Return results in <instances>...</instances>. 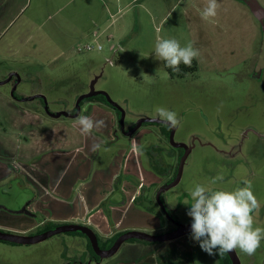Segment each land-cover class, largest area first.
Segmentation results:
<instances>
[{"label":"rangeland","instance_id":"obj_1","mask_svg":"<svg viewBox=\"0 0 264 264\" xmlns=\"http://www.w3.org/2000/svg\"><path fill=\"white\" fill-rule=\"evenodd\" d=\"M137 28L129 35L137 34ZM163 35L153 30L126 43L122 42L126 35L122 38L121 33L120 38L111 42L105 35L100 41V50L75 53L71 62L56 68L44 67L40 73L19 74L23 81L16 93L42 91L49 110L54 113L72 110L78 98L91 90L106 92L118 105L110 104L104 95L97 99L87 98L81 105V114L103 119L106 127L91 133V140L84 149L89 154L84 156L86 161L70 167L67 178L75 177V172L84 165L90 170L97 167L102 176L88 183V195L94 198L102 185L110 188L105 199L98 205L95 203L97 206L85 214L87 221L83 225L101 234L126 220L122 214L133 215L130 221L137 220L140 213L153 214L142 202L157 201L159 190L176 172L182 150L167 137L169 126L166 124L145 122L133 133L129 132L142 119H159L155 112L159 106L178 114L180 124L174 127V142L190 150L180 180L162 195L172 217L178 223H192L187 215L192 202L189 190L197 184L214 190L234 191L244 186V180H249L260 204L253 213V227L264 228V31L261 30L260 35L248 34V42L239 41V37L236 42L231 39L218 41L221 35L213 32L207 33L201 42H193L188 32L179 33L176 40L180 45L191 43L200 55L198 71L176 79L168 73L165 62L155 57L157 37L167 39ZM13 88L11 84L0 85V90L8 95ZM22 104L28 107L24 110L52 119L41 98ZM59 119L70 123L76 120L67 116ZM94 144L100 145L96 151H92ZM10 160L0 158V230L36 234L44 227L38 226L45 222L42 214L54 209L51 210L48 201L37 199L36 193L41 196L45 191L35 188L23 167L15 165L17 171L10 170L9 164L13 165L7 163ZM116 169L118 175L109 186ZM221 174L223 180L213 184L212 179ZM57 176H60L58 172ZM47 186L48 183L43 187ZM73 187L76 189L81 184L76 182ZM48 188L53 190L52 185ZM127 203L126 208H118ZM78 212H86L81 202ZM153 215L162 225L166 224L167 218ZM11 226L28 230L7 229ZM82 241L88 242L80 234L64 232L30 245L0 241V264H69V255L72 257L77 251L85 250ZM128 244L131 243H125L114 256L102 259L103 264L124 259L130 248ZM261 245L260 248L264 247V240ZM194 246L198 264H212L199 242ZM236 250L242 264H246L244 253ZM80 255L78 253L77 257ZM210 256L213 264H221L217 255ZM254 256L260 264L264 261V249H257Z\"/></svg>","mask_w":264,"mask_h":264},{"label":"crops","instance_id":"obj_2","mask_svg":"<svg viewBox=\"0 0 264 264\" xmlns=\"http://www.w3.org/2000/svg\"><path fill=\"white\" fill-rule=\"evenodd\" d=\"M217 2V15L206 20L200 13L208 0H0V80L13 72L40 73L44 67L62 66L71 62L79 52V44L93 43L97 46L105 35L111 42L120 38L121 33L122 38L126 35L122 40L126 43L153 30L163 33L167 39H177L179 33L185 31L190 34L191 41L201 42L207 33L213 32L221 35L218 41L231 39L236 42L239 37V41L248 42V34L260 35V31H264V0ZM135 25L139 27L138 33L129 35L137 27ZM13 79L17 81L16 77ZM37 91L21 95L27 97L43 93ZM10 95L0 90V158L11 159L7 161L14 165L9 164L10 170H14L15 165L23 167L35 188L45 191L41 196L36 193L37 199L48 201L54 210L42 214L45 222L38 226L49 222L83 224L87 221L85 214L110 192L108 186L102 185L94 198L88 195V183L102 176L97 167L90 170L84 165L75 172V177L67 178L70 167L86 161L84 156L89 154L84 149L91 135H82L74 123L24 110L28 107ZM64 162L66 164L63 165ZM117 175L118 169L111 176L109 186ZM76 182L81 187L75 189ZM47 183L52 185V191L49 186L43 187ZM79 202L85 205V213L78 212ZM60 208L62 210H57ZM131 216L130 213L122 214L126 220L116 223L117 226L110 230L101 231L99 236L106 240L130 229L151 231L165 228V224L162 225L153 214L140 213L139 218L133 221H130ZM8 228L18 232L28 230ZM187 235L157 246L149 245L152 242L132 241L128 244V255L111 264H198L196 241ZM261 249L264 247L258 248ZM244 256L246 264H258L254 255ZM208 258L213 264L210 255Z\"/></svg>","mask_w":264,"mask_h":264},{"label":"clouds","instance_id":"obj_3","mask_svg":"<svg viewBox=\"0 0 264 264\" xmlns=\"http://www.w3.org/2000/svg\"><path fill=\"white\" fill-rule=\"evenodd\" d=\"M219 4L217 0H208L207 6L201 11L202 19H209L217 15ZM155 57L165 62V67L174 73H180V65L192 67V62L198 58L199 50L189 43L182 47L176 39L157 37ZM158 118L170 127L180 124L175 111L165 107H157ZM82 135H91L94 130L106 127L103 119H93L88 115H79L74 121ZM100 148L99 144L92 146V151ZM223 180V175L212 179L215 184ZM242 187L234 191L214 190L199 184L189 190L192 202L187 215L192 218L191 238L199 242L200 248L209 255H214V249L219 255L229 253L237 248L248 256L255 255L264 240V228L253 227V213L260 204L252 190L249 180L243 181Z\"/></svg>","mask_w":264,"mask_h":264},{"label":"water","instance_id":"obj_4","mask_svg":"<svg viewBox=\"0 0 264 264\" xmlns=\"http://www.w3.org/2000/svg\"><path fill=\"white\" fill-rule=\"evenodd\" d=\"M13 77H16L17 81L14 84V88L11 92V96L15 100H18L20 102L32 101L36 98L43 99L45 109L47 110L49 116L54 118V119H59L63 116L74 117V118L78 117L81 114V102H82V100L96 96V95H104V96H106V98L108 99V102L110 104H112L113 106H118L110 98V96L106 92L101 91V90H91L88 93H85L78 98L77 106H76V108H77L76 114H71L68 111H61V112L54 113V112H51L49 110L47 97L42 93H38V94H35L32 96H27V97H22V98H18L16 96V94H15L16 89L21 82V77H20L19 73H17V72L11 73L7 79L0 80V85H5V84L9 83L13 79ZM145 122L163 123L160 119H157V118H145V119H142L136 125V127L131 132H129V134L136 131ZM122 123H123V117H122ZM163 124H165V123H163ZM171 128H172V131L170 134V139L173 142V145L177 148H185V154H184L183 158L181 159L179 171H178V174H177V177L175 178V180L172 181L171 183L163 186L157 194V202H158L159 206L161 207V209L166 214V216H168V217H170V216H169V213L167 211V208H166L163 200L161 199V195L163 192L168 190L170 187L177 184L178 181L180 180V177L182 175L184 162H185V160L189 154V151H190L186 145L174 142V127H171ZM63 232L64 233L82 232V233L86 234L90 238L92 245H93L95 251L97 252V254L101 257V259H105V258H109V257L114 256L120 250L122 245L130 239H138V240H144V241H149V242H167V241L175 240V239L180 238L182 236H185L187 234H190L191 233V224L178 223L177 228H175L174 230H171V231L163 232V233H152V232H147L145 230H137V229L127 230V231L123 232L117 238V240L114 242V244L108 249H103L100 246L99 237H98V235L94 229H92L91 227H89L87 225L75 224V223L60 224V225H58L52 229H49L47 231H44L41 233H36V234H30V235L0 230V241H8L11 243L30 245V244H35V243L45 241L48 238H50L54 235H57L59 233H63ZM229 255L233 261V264H242L237 250L230 251Z\"/></svg>","mask_w":264,"mask_h":264},{"label":"flooded vegetation","instance_id":"obj_5","mask_svg":"<svg viewBox=\"0 0 264 264\" xmlns=\"http://www.w3.org/2000/svg\"><path fill=\"white\" fill-rule=\"evenodd\" d=\"M7 79V78H6ZM15 80L14 79H12L9 83H7V84H11L12 86H14V84H15ZM6 85V84H5ZM88 93V92H87ZM15 94H16V96L18 97V98H22L23 96L21 95V94H17L16 92H15ZM96 96H98V95H96ZM93 97H95V96H93ZM91 98V97H90ZM87 99V98H86ZM89 99V98H88ZM85 100V99H84ZM16 102H20V101H18V100H16ZM43 101L41 100V103H42ZM82 102H83V100H82ZM81 102V105L83 104ZM24 103V102H23ZM44 103V102H43ZM30 109H32V108H30ZM45 109V108H44ZM68 112H70L71 114H76V112H77V108L75 107V108H73L72 110H70V111H68ZM77 118V117H76ZM163 124V123H162ZM169 128H170V133H169V135H168V131L166 132V134H167V137L170 139V134H171V131H172V128L169 126ZM181 150H182V152L180 153V155H179V163H178V166H177V168H176V171L177 172H175L174 173V175L171 177V178H169V180L166 182V184L165 185H167V184H169V183H171L172 181H174L175 180V178L177 177V174H178V171H179V165H180V162H181V159L183 158V156H184V154H185V148H180ZM171 172V171H170ZM169 175H170V173L168 174V177H169ZM164 193V192H163ZM163 193H162V195H163ZM162 195H161V199H162ZM163 200V199H162ZM164 202V201H163ZM152 203H153V205L154 206H156V207H158L159 208V210L162 212V216L161 217H163V218H167L166 219V224H167V227H166V224H165V230L164 231H162V232H160V233H163V232H167V231H171V230H174L175 228H177V226H178V222H177V220H175V218L174 217H172V215L170 214V212H169V210L167 209V211H168V213H169V216L170 217H168V216H166V214L164 213V211L161 209V207L159 206V204H158V202L157 201H152ZM47 225V224H46ZM46 225H43L44 227L46 226ZM60 225V224H59ZM43 227V228H44ZM52 229V228H51ZM93 229V228H92ZM41 230V229H40ZM125 232V231H124ZM37 233H41V232H37ZM70 233V232H69ZM82 233V232H81ZM97 233V232H96ZM191 234V233H190ZM97 235H98V237H99V239H101V240H103L100 236H99V234L97 233ZM113 237V236H112ZM86 238V237H85ZM90 239V238H89ZM109 239V238H108ZM107 240V239H106ZM106 240H103V241H106ZM87 241H88V239H87ZM91 241V240H90ZM99 242H100V240H99ZM82 243H83V245H82V248H84L85 250H81L80 252L79 251H77V254L76 255H74V256H72V257H70V255L67 257V260L68 259H71V260H69V264H88V263H90V264H99V263H102V261H104V260H102L101 259V257L97 254V252L95 251V249H94V247H93V249H94V251H95V253L97 254V256L99 257V259L93 254V253H91L90 252V250H89V245H88V242H87V244H86V242H84V241H82ZM92 243V242H91ZM93 246V245H92ZM100 246H101V244H100ZM103 249H108V248H103ZM215 250V249H214ZM216 251V250H215ZM78 253L79 254H81L79 257H77L78 256ZM216 253H217V251H216ZM217 255H218V253H217ZM218 258H219V260H220V263H221V259H220V256L218 255ZM85 262V263H84ZM222 264V263H221Z\"/></svg>","mask_w":264,"mask_h":264},{"label":"trees","instance_id":"obj_6","mask_svg":"<svg viewBox=\"0 0 264 264\" xmlns=\"http://www.w3.org/2000/svg\"><path fill=\"white\" fill-rule=\"evenodd\" d=\"M180 68H181V72L177 74V73L172 72V70L170 68H167L166 67L168 73L170 74V76L173 79H176V78H184L186 75H188L190 73H195V72L198 71V69H199V63H198L197 58H195L193 60L192 67L191 68H187L183 64L180 65ZM102 96L103 95H98V96H95V97H91L89 99H97V98L102 97ZM41 100L44 102L43 99H41ZM169 133H170V128L168 127V135H169ZM142 203H144V206L146 207V209L149 210L150 212H152L153 214L158 215V216H162L163 215L162 212L159 210V208L153 205L152 201L151 202L144 201ZM58 225L59 224H56V223H53V222H49L44 228H42L38 232L47 231V230H49L51 228H54V227H56ZM122 233L123 232H118L117 234H115L113 237L107 239L106 241H103V240L99 239L100 240L101 247L102 248H110L114 244V242L117 240V238ZM69 234H75V235L80 234V235L86 237L88 239V245H89L90 252L93 253L99 259V257L97 256V254L95 253V251L93 249V246H92V243H91L89 237L86 234L81 233V232H70ZM132 241H144V240L130 239L127 242H132ZM145 242H149V241H145ZM216 251L218 253V250H216ZM218 255H219V253H218ZM219 256H220V259H221V263L222 264H233V261H232L230 255H229V253H224L223 255H219Z\"/></svg>","mask_w":264,"mask_h":264},{"label":"built area","instance_id":"obj_7","mask_svg":"<svg viewBox=\"0 0 264 264\" xmlns=\"http://www.w3.org/2000/svg\"><path fill=\"white\" fill-rule=\"evenodd\" d=\"M101 49L102 48V46L99 44V45H95V44H93V43H88V44H86V45H83V44H79L78 45V51L79 52H82V51H84V50H88V51H91V50H94V49Z\"/></svg>","mask_w":264,"mask_h":264}]
</instances>
